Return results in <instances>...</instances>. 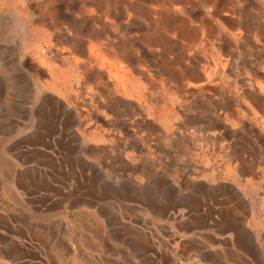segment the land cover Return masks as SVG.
I'll list each match as a JSON object with an SVG mask.
<instances>
[{"label": "rangeland", "instance_id": "374dc122", "mask_svg": "<svg viewBox=\"0 0 264 264\" xmlns=\"http://www.w3.org/2000/svg\"><path fill=\"white\" fill-rule=\"evenodd\" d=\"M172 174L243 192L264 264V0H0V234L31 264H212L155 210Z\"/></svg>", "mask_w": 264, "mask_h": 264}, {"label": "crops", "instance_id": "0c3cea01", "mask_svg": "<svg viewBox=\"0 0 264 264\" xmlns=\"http://www.w3.org/2000/svg\"><path fill=\"white\" fill-rule=\"evenodd\" d=\"M113 41L114 39L106 38V42H103L107 43L106 49H104V44H101L99 48L103 52L111 51ZM101 51L94 50L96 57L100 56ZM119 55L118 51L116 58ZM53 70L55 69L52 68V73H54ZM68 118H71V115H68ZM178 179L173 174L166 179L164 187L167 199L159 203L155 210L164 218H176L173 222L174 228L185 237L182 240V251L191 254L192 257L201 255L208 258L212 264H259L263 261L259 244L253 240L250 232L242 228V219L248 216L243 192L235 186L208 184L198 185L195 188L190 187L186 190L177 189ZM123 189L128 191L125 187ZM47 194L49 192L44 193V195ZM211 195L214 196L211 197ZM241 207L244 209L241 210ZM150 208L152 209V203ZM211 209L214 212L209 213ZM183 211L185 213H182ZM201 227L210 229L217 235H224L227 241L216 242L214 245H210L208 241H199L198 232ZM142 245L151 256H154L159 248L158 242L153 237L147 238ZM26 250L27 248L21 241L6 238L0 234V257L3 264H31ZM171 261L172 259L167 254H163L159 259L152 260L151 264H167Z\"/></svg>", "mask_w": 264, "mask_h": 264}, {"label": "bare ground", "instance_id": "6f19581e", "mask_svg": "<svg viewBox=\"0 0 264 264\" xmlns=\"http://www.w3.org/2000/svg\"><path fill=\"white\" fill-rule=\"evenodd\" d=\"M167 1H169V0H165V2H167ZM260 3H261V6L263 7V0H258ZM227 2H228V4L232 7V8H237V6H239L240 5V3H242V2H246V0H227ZM169 3V2H168ZM94 36H95V38L99 41L100 40V33L98 32V31H96V33L94 34ZM105 38V37H104ZM234 38H237V37H234ZM107 39L109 40V38L107 37ZM101 44H104V46H105V48L104 49H106V45H107V43H101ZM101 44H98V45H96V47H95V49H98V50H100L101 51V49L99 48V47H101L100 45ZM94 49V50H95ZM121 51V48H119V52ZM94 54L95 55H97L96 54V52H94ZM124 66H123V68L126 70L125 72L126 73H130V70H129V67L127 66V64H123ZM120 81V80H119ZM119 81H118V83H119ZM121 83H123L124 81H120Z\"/></svg>", "mask_w": 264, "mask_h": 264}]
</instances>
